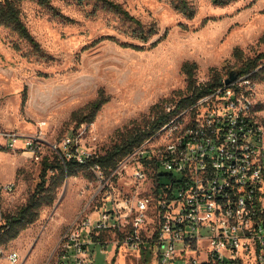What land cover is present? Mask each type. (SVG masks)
<instances>
[{
    "label": "rangeland",
    "instance_id": "374dc122",
    "mask_svg": "<svg viewBox=\"0 0 264 264\" xmlns=\"http://www.w3.org/2000/svg\"><path fill=\"white\" fill-rule=\"evenodd\" d=\"M115 1L146 25L154 24L157 31L142 41L134 36L132 23L94 0H49V4L17 0L42 51L0 26V183H16L13 193L3 198L4 214L26 201L41 168L40 161L7 147L4 133L35 135L43 130L47 143L71 135L105 153L131 128L143 126L156 110H166L188 92L184 61L197 63L194 77L197 85H203L237 70L239 63L232 54L236 46L245 55L264 51V0L224 5L189 0L196 10L192 17L170 0ZM252 88L257 111L264 115V78H254ZM101 90L109 100L92 122L78 125L73 113ZM156 103L159 106L152 110ZM44 152L51 153L48 145ZM82 178V171L66 177L53 204L44 205L34 223L3 243L21 252L20 264H44L81 205ZM102 248L94 245L86 264H154L152 251L138 253L114 242ZM0 264L12 263L0 259Z\"/></svg>",
    "mask_w": 264,
    "mask_h": 264
},
{
    "label": "built area",
    "instance_id": "2783aa9c",
    "mask_svg": "<svg viewBox=\"0 0 264 264\" xmlns=\"http://www.w3.org/2000/svg\"><path fill=\"white\" fill-rule=\"evenodd\" d=\"M252 86L250 74L224 81L111 166L71 135L47 143L43 130L4 133L7 147L37 161L48 145L84 168L81 205L44 264H86L94 245L109 242L152 251L154 264H264V115ZM15 188L0 183V224ZM21 256L0 245V259L20 264Z\"/></svg>",
    "mask_w": 264,
    "mask_h": 264
},
{
    "label": "trees",
    "instance_id": "16d2710c",
    "mask_svg": "<svg viewBox=\"0 0 264 264\" xmlns=\"http://www.w3.org/2000/svg\"><path fill=\"white\" fill-rule=\"evenodd\" d=\"M41 3L49 4V0H40ZM83 3L85 0H77ZM101 3L104 7L120 14L124 19L132 23L134 36L147 41L151 34L157 31L154 24L146 25L141 19L134 16L127 8L115 0H94ZM172 5L184 13L192 17L195 15V7L189 0H170ZM216 4H228L234 0H211ZM0 26H6L15 31L21 38L28 41L35 50L42 51L40 42L35 38L27 24L22 18L21 9L17 0H0ZM166 33V32H165ZM164 36V35H163ZM264 40V36L261 38ZM153 42L151 46H154ZM124 46H130L136 49H144V45L135 43H122ZM233 56L237 59L239 65L237 67L238 76L250 74L252 79L264 78V51H260L255 55H245L244 50L236 46L233 50ZM197 67L195 61L186 60L182 64V71L186 75L188 82V92L174 101L175 108L171 112L166 110H156V116L149 119L143 126L131 128L111 149L106 151L100 157V161L105 166L113 165L116 160L129 152L135 145L141 142L147 135L157 129L162 123L169 119L170 113H175L188 105L193 104L199 96L212 90L217 85L224 82L223 77L216 76L203 85H197L194 77V71ZM109 96L102 90L95 100L87 104L82 110L75 111L73 116L78 125L83 122H92L99 109L105 102L109 100ZM159 103L152 106V110L157 109ZM41 168L39 180L34 189L29 193L26 201L20 205L15 211L4 214V222L0 224V245L16 238L19 233L34 223L44 205H51L57 197V189L63 180L72 174L84 172V168L72 160H66L65 163L54 153L45 154L40 161ZM53 172L49 175V172ZM13 193V192H12ZM11 194V193H10ZM8 196V195H7Z\"/></svg>",
    "mask_w": 264,
    "mask_h": 264
},
{
    "label": "water",
    "instance_id": "95a60500",
    "mask_svg": "<svg viewBox=\"0 0 264 264\" xmlns=\"http://www.w3.org/2000/svg\"><path fill=\"white\" fill-rule=\"evenodd\" d=\"M238 76V71L233 69L230 71L228 77H226L224 79L225 83L229 84L230 82L234 81ZM28 156H30L29 154H27Z\"/></svg>",
    "mask_w": 264,
    "mask_h": 264
}]
</instances>
